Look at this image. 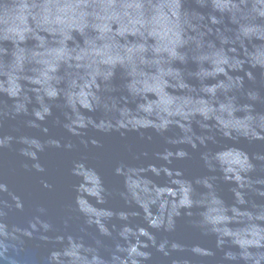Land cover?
Listing matches in <instances>:
<instances>
[{
	"label": "water",
	"instance_id": "1",
	"mask_svg": "<svg viewBox=\"0 0 264 264\" xmlns=\"http://www.w3.org/2000/svg\"><path fill=\"white\" fill-rule=\"evenodd\" d=\"M0 264H264V0H0Z\"/></svg>",
	"mask_w": 264,
	"mask_h": 264
}]
</instances>
